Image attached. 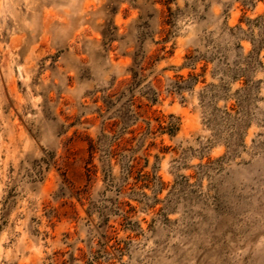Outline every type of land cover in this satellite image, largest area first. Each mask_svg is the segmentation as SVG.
I'll list each match as a JSON object with an SVG mask.
<instances>
[{
	"label": "rangeland",
	"instance_id": "374dc122",
	"mask_svg": "<svg viewBox=\"0 0 264 264\" xmlns=\"http://www.w3.org/2000/svg\"><path fill=\"white\" fill-rule=\"evenodd\" d=\"M0 264H264V0H0Z\"/></svg>",
	"mask_w": 264,
	"mask_h": 264
}]
</instances>
